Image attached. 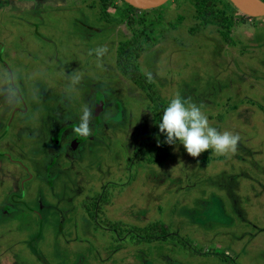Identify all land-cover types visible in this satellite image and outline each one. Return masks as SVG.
<instances>
[{
	"label": "rangeland",
	"instance_id": "1",
	"mask_svg": "<svg viewBox=\"0 0 264 264\" xmlns=\"http://www.w3.org/2000/svg\"><path fill=\"white\" fill-rule=\"evenodd\" d=\"M47 3L0 0V264H264V16L227 0L211 5L221 23L201 0ZM129 41L143 85L116 63ZM176 95L235 151L143 149Z\"/></svg>",
	"mask_w": 264,
	"mask_h": 264
},
{
	"label": "clouds",
	"instance_id": "2",
	"mask_svg": "<svg viewBox=\"0 0 264 264\" xmlns=\"http://www.w3.org/2000/svg\"><path fill=\"white\" fill-rule=\"evenodd\" d=\"M104 51V48H99L96 53L100 56ZM92 115L90 108H83L80 121L74 128L77 136L90 135ZM158 127L165 143L182 146L191 157H199L210 148L219 154L235 151L239 140V136L230 131H218L210 126L208 115L202 107L188 103L180 95H176L164 107Z\"/></svg>",
	"mask_w": 264,
	"mask_h": 264
},
{
	"label": "trees",
	"instance_id": "3",
	"mask_svg": "<svg viewBox=\"0 0 264 264\" xmlns=\"http://www.w3.org/2000/svg\"><path fill=\"white\" fill-rule=\"evenodd\" d=\"M214 1L215 0H201V2L203 3L202 5H200L201 13H202L204 19H210V21H212V22L221 23L222 14L220 15V14L216 13L215 10L211 8V5ZM101 2L103 3L104 7L113 5V0H101ZM227 3L229 4L230 7L233 6L229 0H227ZM233 8H235V7L233 6ZM133 43H135V42L129 41L128 43L123 44L119 48V51L117 53L116 63L118 65V67L120 68V70L128 78L133 79L137 82H141V85H143L144 79L142 78L138 69L135 67H132L130 64L127 63L128 59H129L130 52L135 48V45L133 47L131 46V44L133 45ZM147 92H148L149 96L151 97V99H153L152 95L149 93L148 90H147ZM156 106H158V105H156ZM160 117H161V115H159V117H157L155 119L153 129H152V131L149 135V138H148L149 140H148V142H146L147 145H146V143L144 144L143 149H145L146 146L151 147L152 143L156 142L158 146L157 147L155 146V150H157L159 145H160V142L165 143L164 142V136H163V134L160 133V130L158 127ZM165 144H167V143H165ZM94 203H95V200H94Z\"/></svg>",
	"mask_w": 264,
	"mask_h": 264
},
{
	"label": "water",
	"instance_id": "4",
	"mask_svg": "<svg viewBox=\"0 0 264 264\" xmlns=\"http://www.w3.org/2000/svg\"><path fill=\"white\" fill-rule=\"evenodd\" d=\"M126 3L136 8L148 9L158 7L167 0H124ZM232 5L241 13L250 17L264 16V1L261 0H229ZM97 108L95 114H98L102 107V94L98 93Z\"/></svg>",
	"mask_w": 264,
	"mask_h": 264
},
{
	"label": "flooded vegetation",
	"instance_id": "5",
	"mask_svg": "<svg viewBox=\"0 0 264 264\" xmlns=\"http://www.w3.org/2000/svg\"><path fill=\"white\" fill-rule=\"evenodd\" d=\"M1 1H4V0H1ZM16 1H18V2H22L23 0H16ZM49 0H34V4H33V6H32V8H34V7H41V6H46V4H49V3H47ZM83 2V5L85 6V4H84V1H82ZM17 8H19V5L18 6H16ZM5 8H6V5L5 4H0V13H4V11H5ZM22 11V9H20V10H16V9H13V15H18V13L19 12H21ZM32 12H34V10L32 11ZM82 18V17H81ZM84 18H82V20H83ZM81 19L79 20V22H81L82 21ZM75 128V127H74ZM67 130H69V127H65V126H63L62 127V129L60 130L61 132L60 133H62V132H65V131H67ZM76 134V133H75ZM77 137H79V138H84V137H82V136H77ZM57 138V140H58V138H59V136H57L56 137ZM56 141V140H55ZM76 143H77V140H76ZM68 144L70 145V146H76V144H75V142H73V137H71V139H70V142H68ZM4 210H5V208H4Z\"/></svg>",
	"mask_w": 264,
	"mask_h": 264
}]
</instances>
